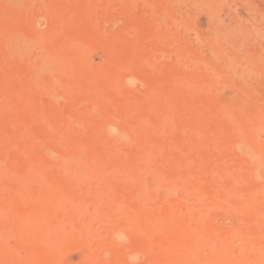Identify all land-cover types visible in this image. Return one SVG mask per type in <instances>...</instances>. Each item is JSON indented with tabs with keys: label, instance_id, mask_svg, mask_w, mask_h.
<instances>
[{
	"label": "rangeland",
	"instance_id": "374dc122",
	"mask_svg": "<svg viewBox=\"0 0 264 264\" xmlns=\"http://www.w3.org/2000/svg\"><path fill=\"white\" fill-rule=\"evenodd\" d=\"M0 264H264V0H0Z\"/></svg>",
	"mask_w": 264,
	"mask_h": 264
},
{
	"label": "bare ground",
	"instance_id": "6f19581e",
	"mask_svg": "<svg viewBox=\"0 0 264 264\" xmlns=\"http://www.w3.org/2000/svg\"><path fill=\"white\" fill-rule=\"evenodd\" d=\"M42 65H43V64H42ZM43 71H44V70H43ZM108 125H110V124H108ZM113 125H114V124H113ZM108 132H109V131H108ZM111 134H112V133H111ZM113 136H114V135H113ZM75 158H76V157H75ZM75 158H74V159H75ZM76 160H78V158H77ZM72 162H75V161H72ZM70 163H71V161H70ZM77 163H78V162H77ZM77 163H76V165H77ZM80 163H81V162H80ZM71 164H72V163H71ZM74 165H75V164H74ZM76 165H75V166H76ZM83 165H85V164H83ZM81 166H82V165H81ZM77 168H78L79 171H80L79 166H78ZM87 168H89V167H87ZM78 169L75 168V170H77V171H78ZM70 170H71V169H70ZM81 170H82V168H81ZM89 170H90V168H89ZM70 172H71V171H70ZM82 172H83V171H82ZM72 173H73V171H72ZM80 173H81V172H80ZM84 173H85V172H84ZM91 174H92V173H91ZM93 174H94V173H93ZM93 174H92V175H93ZM70 176H71V174H70ZM99 176H100V174H99ZM99 176H98V178H100ZM67 177H68V176H67ZM79 177H80V176H78V178H79ZM68 178H70V177H68ZM71 178H72V177H71ZM75 178H76V177H75V175H74V179H75ZM83 178H84V177H83ZM86 178H87V177H86ZM72 179H73V178H72ZM68 180H70V179H68ZM86 180H87V179H86ZM68 182H69V181H68ZM86 182H87V181H86ZM69 183H70V182H69ZM79 184H80V183H79ZM83 184H84V183H83ZM85 184H86V183H85ZM69 185H70V184H69ZM81 185H82V184H81ZM70 194H71V193H70ZM64 197H65V196H64ZM55 198L57 199L58 197H55ZM56 199H54V200H56ZM67 199H70V198H67ZM67 199L65 200L66 202H67ZM54 200H53V201H54ZM59 200L61 201V199H59ZM59 200H56V201H59ZM71 200H72V199H71ZM62 203H64V202H62ZM69 203H70V202H69ZM67 205H68V204H67ZM60 206H61V205H60ZM60 206L58 205L59 208H60ZM71 206H72V205H70V207H71ZM62 209H63V208H62ZM63 210H64V209H63ZM65 211H66V210H65ZM65 211H64V212H65ZM68 212H69V211H68Z\"/></svg>",
	"mask_w": 264,
	"mask_h": 264
}]
</instances>
